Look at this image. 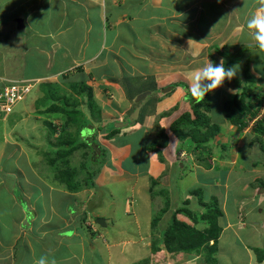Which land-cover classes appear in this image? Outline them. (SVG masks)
<instances>
[{"label": "crops", "instance_id": "crops-1", "mask_svg": "<svg viewBox=\"0 0 264 264\" xmlns=\"http://www.w3.org/2000/svg\"><path fill=\"white\" fill-rule=\"evenodd\" d=\"M261 8L264 0H0V90L8 80L39 79L44 84L64 77L70 83L83 80L92 89L104 124L124 119L136 107L135 97L150 92L141 103L142 118L135 127L142 135L139 149L134 150L126 139L122 141L125 134L105 139L102 133L97 142H89L94 149L95 163L90 169L96 172L94 185L77 192H68L54 177H45L39 158L44 152L30 144L41 128L30 117L40 86L26 100L30 106L27 116L21 115L26 104L15 108L18 113L14 118L10 116L13 113L0 114V264H36L42 256L48 264H123L146 250L159 253L158 260L164 255L163 264H208L202 256L185 253H179L186 260L178 263L165 251L159 238L170 217L163 215L156 229L150 230L148 200L151 189L153 195L163 188L171 194L182 172L174 158L178 143L168 127L188 109L181 104L190 96L185 91L188 76L207 60L215 66L222 58L230 67L238 65V72L211 94V122L220 128L219 138L213 142L222 138L227 144L232 141L227 136L232 134L237 145L231 144L229 156L212 152L206 169L186 173L175 193L184 195L196 187L224 200L213 264H241L242 254L245 264H264L249 247L238 244L242 236L249 239L244 231L255 226L252 214L250 220L247 215L244 220L237 218L263 203L264 190L259 195L248 186L250 179L244 184L235 177L242 193L249 191L248 197L242 194L238 198L232 176L224 170L227 165L247 171L250 160L252 166H258L259 161L252 157L256 148L249 147L251 138L246 134L252 125L239 130L225 120L222 111L230 94L247 89V77L254 87L249 93L252 89L261 92L264 86V51L255 46L247 28L248 20ZM18 18L22 20L20 28ZM179 76L186 80L185 90L174 85ZM165 87H171L170 91L159 94ZM259 94L248 98L255 101ZM55 120H44L45 141L59 135L60 128L50 127L51 132L47 124ZM135 133L127 137L131 140ZM155 143L160 159L158 152L146 150ZM95 144L107 152L101 161ZM225 183H232L233 191L226 185L225 193L220 194ZM135 193L141 194L137 205H146L148 216L142 217L137 205L133 202V208L129 202L128 195ZM117 206H122L121 215ZM178 219L191 224L182 215ZM49 241L52 249L45 248ZM224 245H228L225 262L220 260Z\"/></svg>", "mask_w": 264, "mask_h": 264}, {"label": "trees", "instance_id": "trees-1", "mask_svg": "<svg viewBox=\"0 0 264 264\" xmlns=\"http://www.w3.org/2000/svg\"><path fill=\"white\" fill-rule=\"evenodd\" d=\"M230 65V62H225L226 68H229ZM63 79H65V77ZM41 85H44L45 98H47L48 96H54L52 95V93H56L57 86H53L55 84L42 83ZM76 86L78 87V89ZM70 87L73 90V94H77L83 98L86 97L85 106L87 107V109H89V112H91L93 122L99 123V125L96 129H93L92 122L89 119V117L91 116H88L87 114L85 115L86 112L84 111L77 110L74 105H69L73 99L71 98V96L75 98L78 96H73V94L57 96L55 99L60 100V103H51L48 108H46L44 114L46 112H52L59 113L64 116V118L62 119L63 122L61 124L62 126L60 127L59 135L56 139V143L57 140L62 142L58 144L61 149L54 150L55 153H61L57 156L58 158L68 156L75 150L81 149L82 147L88 148V146H82L83 144H73L70 146L69 142H67L66 137L67 135H70L69 130L72 125H75L78 136L82 133H86L87 135V133L90 132L91 134L94 133L95 135L97 132H100L105 133L103 136L105 139H110L117 134L116 132L108 133V131L106 130V123L104 124V122H102L103 115L101 109L98 108L93 99L92 89L84 84L83 80L74 84H70ZM250 89L251 88L245 89L241 94H230L222 105V111L225 120L229 124L237 127L239 130L245 128L250 119L257 117L264 100V93H260L257 97L255 95V101H250L248 98V96H251L248 95ZM189 95L190 100L192 101L190 108L181 112L177 118L172 120V122L169 124L168 129L170 133L175 137V140L177 141L179 146L178 148L185 147L186 150H193L194 152L202 153L204 152V154H207L210 157L212 150L209 145L211 142L216 140L220 133L219 126L212 123L209 116L211 112V92L205 95L204 101L201 103H197L195 98L191 97V94ZM80 102L81 104H83L84 100L82 102V99H80ZM77 116L80 117L79 120L81 121L76 118ZM141 118L142 113H140L139 118L135 122V124L139 123ZM56 119L60 120L59 118ZM47 124L49 128L51 127L54 130L56 129L54 123L48 122ZM51 128L50 131L53 132L54 130ZM115 130L120 131L119 129ZM252 131L255 136V141L259 143L262 151H264V144L261 140L262 138H264V114L261 118H257L254 126L252 127ZM97 148L98 155H101L100 151H102V149H100L99 146ZM146 150L159 152L158 144H151L146 147ZM83 151V156L89 154L86 152V149H83ZM56 159L57 158H53V161L50 158L51 166H54V162H56ZM91 159H93V157ZM83 160L84 161L81 163V167L86 172L91 173L89 177L79 181L76 179V172H70L65 175L61 174L62 172L60 174L59 172H57L54 176L55 181L59 180L58 182L61 185H64V188L68 192H77L85 187L91 188L94 185V177L96 175V172L91 170H89L91 172L87 171L85 169L87 161L85 160V158H83ZM258 182L262 181L258 180ZM261 185L262 190H264V182ZM190 194L192 196L198 197V205L202 209V211H199V213L192 211L188 207L190 204L189 199L184 200V204L179 208L176 207V209H174L173 211H169L170 204L166 201L164 210H160L154 217L151 226L152 231L156 229L157 224L162 216L165 214L167 215L169 211L168 215L170 219L168 220L166 227L161 231L160 244L164 245L165 251L171 254L186 253L195 256H202L208 262V264H213L216 261L215 253L217 251V241L221 233L219 219L223 216V213L215 198H212L213 200H211V203L205 202L203 200L202 193L199 188L190 190ZM179 215L187 218L191 222V224L185 223L183 220L178 219ZM197 225H201L204 227L200 228ZM253 251L255 253L257 261H264V249L254 248Z\"/></svg>", "mask_w": 264, "mask_h": 264}, {"label": "rangeland", "instance_id": "rangeland-1", "mask_svg": "<svg viewBox=\"0 0 264 264\" xmlns=\"http://www.w3.org/2000/svg\"><path fill=\"white\" fill-rule=\"evenodd\" d=\"M17 51H20V50L17 49ZM178 79H179V81L176 84H174V85H180L178 87H180L182 90H185L186 87L188 86L186 84V80L183 77H181V76H179ZM250 79H251V77H247L246 78L245 86L247 87V89L248 88H253L254 89V87L250 86V84L248 82ZM42 83H44V81H42V80L37 83V86H41L39 88L40 89V93L33 100V103L31 104V112H30V117L41 128H38V130L34 133V140L30 141V144H31V146H33L34 150H39L40 149V151L42 150L44 152V155H41V156L39 155V158L41 159L42 165H44V169L42 171H44L45 177L51 179V177L53 178L57 172H59V174L62 172L61 174H63V175L68 174L70 172H72V173L76 172V174H75L76 179L81 181V180L89 177V175L91 174V173L86 172L84 169H82L81 163L84 161L83 158H85V160L87 161L86 162V166H85V169L87 171H89L94 166V163H95V160L91 159L93 157L92 153H93L94 149L91 148L89 142L94 144L93 140H96V142H97V138H99L103 134L100 133V132H97L94 135V133L91 134L90 132H88L87 135H85V133H83L81 136H78L77 135L78 133L76 131L75 125H72L70 127V130H69L70 135H67V137H66L67 142H69L70 146L73 145V144H75V145H78V144L82 145L83 144L82 146H84V147L88 146V148H83L82 147L81 149L75 150L74 152H72L68 156H65V157H62V158H58L57 156L60 155L61 153L60 152L55 153L54 150L61 149L58 146V144L62 143V142L57 140V143H56V138L57 137H55L53 140H47V141L44 140V135L47 134V130L44 128V120L45 119H53V118L55 120L56 118H59L60 119L59 122L57 121L58 119L55 120V123L53 122L55 124V126L57 127V130H58V128H60L62 126L61 124L63 122L62 119L64 118V116L59 114V113L46 112L44 114V112L46 111V108H48V106L51 103H53V104H59L60 103L59 102L60 100L55 99L57 96H62V95L65 96V94L66 95L73 94L72 93L73 90L70 87V84H74V83H77V82L70 83V80L66 81L65 79H61L60 82H56V83H52L51 82L52 84H55L53 86H57L56 87V93H54V94L52 93V95H54L55 97L54 96H52V97L48 96L47 98L44 97V95H45L44 94V85H41ZM84 84H85V81H84ZM165 88H163V89H165ZM77 89H78V87H77ZM82 89H84V88H82ZM218 89L219 88L213 90L211 92V94H215V92ZM253 89L248 95L252 96V94H254V93H256V94L264 93V86H263L261 92L260 91H256V90L254 91ZM83 92H84V90H83ZM161 93H162V89L159 91V94H161ZM241 93L242 92L240 91L238 94H241ZM74 95H76L78 97L75 98V97L71 96V98H73V99H72V101L70 102L69 105H74V107H76L77 110L84 111V112H86L85 115L87 114L88 116H91V117H89V119L92 122V127H93V129H96L98 127L99 123H94L93 122L92 114H91V112H89V109H87V107L85 106V98L86 97L83 98V97H81V96H79L77 94H73V96ZM29 97H30V94L26 95L22 101L18 102L15 105V107L13 109V114L10 115L11 118H14L15 114L18 113L17 109L15 111V108L16 107L18 108L19 106H22V107L25 106V104L27 103L26 100ZM49 97H50V99H49ZM221 98H222V96L220 97V99ZM80 99H82V102L84 100L83 104H81ZM249 100H251V99H249ZM191 103H192V101L190 100V97H189V99L187 97V101H185V103H181V104H184L183 107H185V108H186L187 105H188V108H190ZM210 105H211V109H212V103H210ZM25 107H26L25 111H23V114H21L22 116H27L28 115V111H29V107L30 106L28 104H26ZM173 109H177V106L175 108H173ZM182 109L183 108H181L180 111ZM184 110H182L181 112H183ZM261 110H264V100H263V103H262ZM0 114H3V113H0ZM260 114H261V112H259V114L257 115L258 118L262 117ZM209 116H210V114H209ZM76 118L78 120L80 119L79 116H77ZM255 120L256 119H250L248 121V124L251 123L252 124L251 127H253L254 123H255ZM79 121H81V120H79ZM57 122H58V124H57ZM137 126H138V123H136V124L134 123V124H131V125L128 124L127 126H124V127H121V128H115V129H119L120 130V131H118V130H115L113 128V123H111L109 121H108V123L106 122V130L108 131V133L116 132L117 133L116 135H119V134L124 135L125 134V138H123L122 136L120 138L122 139L123 142H126V140L130 141L134 145V147H133L134 150L139 149V143H140V141L142 139L141 133L139 131L137 132V130L135 128ZM250 130H251V128H250ZM84 132H86V131H84ZM133 132H136V133L134 134L133 137H131V140H130L127 136H129L128 134H132ZM168 133L170 134V136L172 138H175L170 133L169 129H168ZM246 134H248L247 138H249V139L251 138V141L249 143L250 144L249 147L254 149V146H255V148H256L257 154L252 155V157H253V159H257V161H259V162H257L259 167L256 166V164L254 166H252L251 163H250L251 160L249 159L250 162L246 165L247 166V171L243 172V171H239V170H237L235 168L231 169V168H229V166L227 168V165H226V169H224V170L226 172H228L230 174V176H232L231 181H232L233 184H235V182H237V181H234L235 177H239L240 181L243 182L244 184L248 182V179H250L252 185L249 184L248 186H250V187L252 186L253 189H254L253 192L257 191V194L260 195L261 192H262V185L261 184L264 182V171H263L264 168L261 167V166H264V151H262L259 143L257 141H255V136L253 135L252 131H250V132H248ZM224 136H226V135H224ZM227 137L229 138V140L230 139L232 140V141L227 142V144H224L226 142H224V140L222 138H220L217 141V144H215V142H213V143L211 142L209 146H211L212 152H216V151L219 152L220 151V153L222 155L225 154V155L229 156V148H230V146H232L231 144H235L234 146L236 147L237 141L233 140L235 137L232 134H229V136H227ZM101 140H103V139H101ZM261 140H262V142L264 144V138H262ZM234 141H236V142H234ZM238 142H239V139H238ZM220 145L224 146L226 149L222 150ZM95 146H96L95 149H98L96 144H95ZM177 147H179V146L177 145ZM251 148H249V151H251ZM83 149H86V152L89 153V154H87L85 156H82V154L84 153ZM100 149H102V148H100ZM178 149L179 150H177V153H175L176 155H175L174 158H175V160L177 162H179L178 164L181 165V167H183V168L181 170L182 171L181 175H180V177H178V180H177L178 184H177V186H175L173 188L172 193L170 191L171 194H168L166 192V190L163 188V189L159 190V194L157 192H155V194L153 195L152 189H151L150 196H149V193L144 196V197L149 196V199H150V201L148 200L149 210L151 209V216L150 217H152L151 221H150V230H152L151 226H152V222L154 220V217L156 216V214L160 210H164L166 201L169 202V204L171 202V205L169 206V209H170L169 211H173L174 209H176V207L179 208L181 206V204L182 205L184 204V200H186V199L190 200V204H189L188 207L192 211L197 212V213H199V211H202V209L198 205V197L192 196L190 194V192L185 193L184 195H179L178 193H175V191H178L176 189L179 186L180 182H181V185H182L183 181H181V180H183V177L186 175V173H189V172L194 171V170L201 172L203 169H206V167L208 166V162L210 161V160L208 161L207 159H210L212 154L210 155V157L207 154H203V155L199 156L193 150H186L185 147H181V148H178ZM45 151H47L46 152L47 154H45ZM100 152H101V155H102L101 159H100V161H101V160H103V158H104L105 154H107V152L104 151V150H102ZM188 152L194 153V154H191V156H189L187 154ZM157 154H158L157 156L160 159L161 158L160 152H158ZM248 154H249V152H248ZM50 158L52 160H53V158H57L56 162H54V166H51ZM67 161H68V164H67ZM46 162H49V164H48L49 166L48 167L46 166V164H47ZM97 166H99V164H97ZM55 167H60V168H55ZM257 178H259L262 182H258L259 179L256 182ZM53 181L55 182V180H53ZM172 181H173V179H172ZM218 183H220V182H218ZM232 183H229V184L225 183L224 186L222 184H220V186L222 185L220 187V191H221L220 194H222L223 192L225 193V186L227 185V187H230V186H232ZM62 186L64 187V185H62ZM169 186H171V184ZM165 187H166V185H165ZM187 187H188V185H187ZM240 187H241V185L235 184L234 185V189L235 190L233 191V188L230 187V193L232 191L235 192L236 196L238 198H241L242 194L244 195V197L247 196L249 191H247L246 193H242V190H241ZM194 189H197V188L193 187V190ZM250 190H252V189H250ZM155 191H156V188H155ZM160 191H163V193H160ZM201 193H202L203 200L205 202H210L211 203L212 202L211 200H213L212 198H215L216 201L218 202L219 207H220V204H221V206L224 204V200L223 199L221 200V195L217 199L216 196L213 197L215 194L212 195L211 193H213V192H211V191L203 192L201 190ZM263 193H264V191H263ZM121 196H123V192H122ZM140 196H141V194H139V193H135L133 196L132 195H128L129 202L132 203L131 205H132L133 208H134V203L137 205L138 198H140ZM255 202H256V200L254 199L251 202V204H253ZM262 202L263 203L261 205L255 206L254 209L250 208L249 210H244L242 212V214H239V216L237 217L238 220L240 221V220H244V217L246 215H247L246 216L247 220H250V217H248L249 215L252 214L251 216H253V221H254L255 226L252 225L253 228H248L247 230L244 231L246 233V236L249 237V239L247 237H243L242 236V237H240L239 242H238V244H241L242 246L249 247V249H251L253 255L255 254L253 252V248L264 249V201H262ZM155 203H158V205L156 206V208H158L157 211H156V208H155ZM174 204H177V206H174ZM145 207H146V205H144L143 203L137 205V208H139V210H140L139 212L143 215L142 217L148 216V215H146V211L144 210ZM116 209H117V213H119V215H121L122 206H117ZM220 209H221V207H220ZM144 211H145V213H144ZM169 211H168V214H169ZM221 211H222V209H221ZM249 211H251V213L248 214ZM253 213H254V215H253ZM243 223H244V225L246 224L245 221H243ZM139 225H141V226L144 225V221L141 218L139 219ZM203 227L204 226H202V228ZM85 230H86V228H85ZM159 239H161V236H160ZM52 247H53V244L50 241L45 244V248H47V249H52ZM227 247H228V245H224L223 246V249H222V252H221V255H220V260H222V261H224V257H227V255H228L227 252H226V249H225ZM139 248L140 247L137 248V251L139 250ZM149 251H147V250L143 251V255L139 256V258L137 256L130 257L129 260L124 261L123 264H163L164 261L162 259H164V257H163L164 255L161 256L160 257L161 259L158 260L156 258V256H159V253L158 254L155 253V250H149ZM161 252H164V251L161 250ZM239 252H241V251H239ZM132 253L133 252L131 251L129 254H132ZM170 255H172V257L174 259H176L178 261V263H183V259L186 260V257H184L183 255H181L179 253L178 254H175V253L171 254L170 253ZM176 255H178V256L174 257ZM245 259H246L245 256L242 254L240 263L241 264H245ZM105 260L106 259L104 258L103 259V263L105 262Z\"/></svg>", "mask_w": 264, "mask_h": 264}, {"label": "clouds", "instance_id": "clouds-1", "mask_svg": "<svg viewBox=\"0 0 264 264\" xmlns=\"http://www.w3.org/2000/svg\"><path fill=\"white\" fill-rule=\"evenodd\" d=\"M247 28L251 30V36L255 41V46L261 51H264V8H261L256 14L251 16L247 22ZM237 72L238 65L226 68L223 58L220 60L219 64L215 66L211 61L207 60V63L203 67L196 69L188 76L190 83L188 89L185 91L190 92L191 97L195 98L197 103H201L204 101V97L207 93L221 87L225 80L230 81L233 79L237 75ZM122 121H124V119L120 122ZM250 125L252 124H247V126ZM36 264H48L47 258L42 256L36 261ZM51 264H55V262L52 261Z\"/></svg>", "mask_w": 264, "mask_h": 264}, {"label": "built area", "instance_id": "built-area-1", "mask_svg": "<svg viewBox=\"0 0 264 264\" xmlns=\"http://www.w3.org/2000/svg\"><path fill=\"white\" fill-rule=\"evenodd\" d=\"M38 82H40L39 79L8 80L0 90V113L5 115L13 113L15 105L22 101L26 95L31 94ZM260 112L262 116L264 110H260ZM257 118L258 116L255 119L257 120Z\"/></svg>", "mask_w": 264, "mask_h": 264}, {"label": "water", "instance_id": "water-1", "mask_svg": "<svg viewBox=\"0 0 264 264\" xmlns=\"http://www.w3.org/2000/svg\"><path fill=\"white\" fill-rule=\"evenodd\" d=\"M16 22H17V26L18 28H20L22 26V20L21 19H16ZM171 87H166L165 89H162V94L163 93H166L167 91H170ZM150 95V92H143V93H140L139 95L136 96V98L134 99V103L136 104V107L134 108V110L128 115L126 116V118L124 119V121L122 122H114L113 123V127L114 128H121V127H124V126H127L128 124H134L138 118H139V115H140V110H141V107H142V102L145 100V98L147 96Z\"/></svg>", "mask_w": 264, "mask_h": 264}]
</instances>
